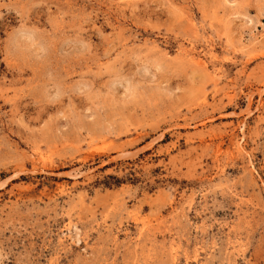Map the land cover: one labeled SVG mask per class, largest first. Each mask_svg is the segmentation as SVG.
<instances>
[{"label": "rangeland", "instance_id": "obj_1", "mask_svg": "<svg viewBox=\"0 0 264 264\" xmlns=\"http://www.w3.org/2000/svg\"><path fill=\"white\" fill-rule=\"evenodd\" d=\"M0 264H264V0H0Z\"/></svg>", "mask_w": 264, "mask_h": 264}, {"label": "bare ground", "instance_id": "obj_2", "mask_svg": "<svg viewBox=\"0 0 264 264\" xmlns=\"http://www.w3.org/2000/svg\"><path fill=\"white\" fill-rule=\"evenodd\" d=\"M240 146V145H239ZM67 231V230H66Z\"/></svg>", "mask_w": 264, "mask_h": 264}]
</instances>
